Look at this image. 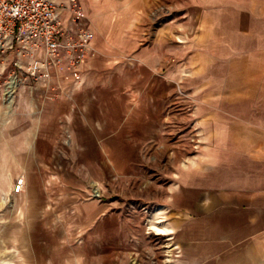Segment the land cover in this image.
<instances>
[{"label": "rangeland", "instance_id": "374dc122", "mask_svg": "<svg viewBox=\"0 0 264 264\" xmlns=\"http://www.w3.org/2000/svg\"><path fill=\"white\" fill-rule=\"evenodd\" d=\"M78 1L88 94L0 92V264L257 254L264 230L232 203L264 170V0Z\"/></svg>", "mask_w": 264, "mask_h": 264}, {"label": "built area", "instance_id": "2783aa9c", "mask_svg": "<svg viewBox=\"0 0 264 264\" xmlns=\"http://www.w3.org/2000/svg\"><path fill=\"white\" fill-rule=\"evenodd\" d=\"M85 18L78 0H0L1 97L9 91L14 95L22 85L31 91L42 89V98L54 100L62 85L53 77L81 82L84 63L96 55L94 34ZM23 192L22 182H16L12 195Z\"/></svg>", "mask_w": 264, "mask_h": 264}, {"label": "crops", "instance_id": "0c3cea01", "mask_svg": "<svg viewBox=\"0 0 264 264\" xmlns=\"http://www.w3.org/2000/svg\"><path fill=\"white\" fill-rule=\"evenodd\" d=\"M87 81H89L88 78H82L81 82L77 84H74L72 82H64V81L57 82L62 85V89L60 92H56L57 93L56 98L58 99L59 97H62L63 94L65 95L69 93L74 94L75 90L70 88V86H76L79 84H83V87L82 89L77 90L76 94L80 93L81 91L82 93L86 92L87 95L88 88L85 87L87 84H89V82ZM92 95H94V93ZM55 102L57 103V101ZM55 112L57 113L56 116H60L64 114L63 111H58L54 109H51L49 113H55ZM259 138L260 140L258 141L257 147L259 149L264 150V139L262 140L261 136H259ZM262 164H264V162ZM263 169H264V165H263ZM260 174L262 175L260 180L261 187L258 190H254L251 193H249V195L246 198H243L242 196L240 200L234 201L232 203V206L235 207L233 208V212L237 215L238 222H244L245 224H257L258 226L256 227L264 230V170ZM239 210H241V212H239ZM244 210H246L247 212H245ZM251 227L254 228V226ZM258 238L260 239V243L258 242L259 244L258 253L256 254L254 251V252H250L248 255L247 254L240 255V257L238 258V260L241 261L240 264L244 263L243 260H241L242 257L244 261L247 259V261L249 262L248 264H264V236Z\"/></svg>", "mask_w": 264, "mask_h": 264}, {"label": "bare ground", "instance_id": "6f19581e", "mask_svg": "<svg viewBox=\"0 0 264 264\" xmlns=\"http://www.w3.org/2000/svg\"><path fill=\"white\" fill-rule=\"evenodd\" d=\"M10 87H11L10 90L14 89L15 85H14L13 81H11ZM7 95L8 96H7V100H6L7 103L6 104L12 105V103H13V93H12V91H9ZM158 231L162 232L161 230H158Z\"/></svg>", "mask_w": 264, "mask_h": 264}]
</instances>
